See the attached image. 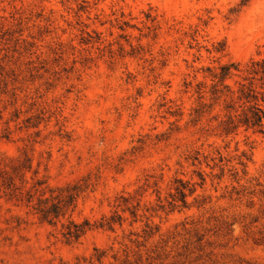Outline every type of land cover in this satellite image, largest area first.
I'll return each instance as SVG.
<instances>
[{
    "label": "rangeland",
    "instance_id": "1",
    "mask_svg": "<svg viewBox=\"0 0 264 264\" xmlns=\"http://www.w3.org/2000/svg\"><path fill=\"white\" fill-rule=\"evenodd\" d=\"M263 54L264 0H0V159L92 225L0 198V264H264V135L192 123L206 67Z\"/></svg>",
    "mask_w": 264,
    "mask_h": 264
},
{
    "label": "trees",
    "instance_id": "2",
    "mask_svg": "<svg viewBox=\"0 0 264 264\" xmlns=\"http://www.w3.org/2000/svg\"><path fill=\"white\" fill-rule=\"evenodd\" d=\"M203 73V81L197 83L194 89L197 105L192 112V123L199 124L211 117L209 123H217V136L223 138L236 136L240 130L264 135V54L258 59L249 60L244 69L239 63L228 61L215 67L208 66ZM215 110H218V114L213 116ZM240 165L244 167L242 162ZM31 171L32 159L29 157L1 158L0 198L26 207L39 221L50 227L60 225L67 243L79 242L92 228L88 221L78 224L72 220L82 188L50 187L46 181L37 179V172L28 180L26 175ZM178 183L180 186L176 189V197L169 205L173 209L178 207V203L186 207V192L190 195L195 192L188 190L187 185L180 181ZM120 221V217L102 219L99 227L112 230ZM102 256L103 253L98 255L97 261Z\"/></svg>",
    "mask_w": 264,
    "mask_h": 264
}]
</instances>
